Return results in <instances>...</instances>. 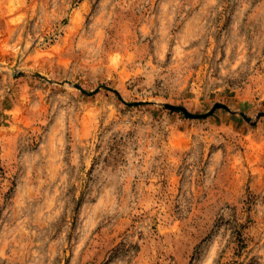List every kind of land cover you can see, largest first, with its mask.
Returning <instances> with one entry per match:
<instances>
[{"label":"rangeland","instance_id":"1","mask_svg":"<svg viewBox=\"0 0 264 264\" xmlns=\"http://www.w3.org/2000/svg\"><path fill=\"white\" fill-rule=\"evenodd\" d=\"M0 264H264V0H0Z\"/></svg>","mask_w":264,"mask_h":264}]
</instances>
